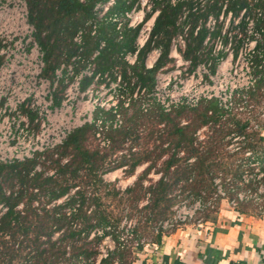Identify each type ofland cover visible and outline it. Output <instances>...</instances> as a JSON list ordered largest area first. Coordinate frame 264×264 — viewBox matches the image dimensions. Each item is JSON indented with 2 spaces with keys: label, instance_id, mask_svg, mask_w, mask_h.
<instances>
[{
  "label": "trees",
  "instance_id": "16d2710c",
  "mask_svg": "<svg viewBox=\"0 0 264 264\" xmlns=\"http://www.w3.org/2000/svg\"><path fill=\"white\" fill-rule=\"evenodd\" d=\"M135 1L117 0L116 9H127ZM151 1L153 9L159 13L150 42L154 40L155 46L161 48V54L151 69H146L143 63L150 42L141 50L133 66H128L120 57L122 51L132 49L137 29H124L122 38L118 39L112 25L102 24L97 35L91 36L89 30L83 35L85 57L97 48L100 40L106 42L94 62L96 71L106 73L118 67L128 85L134 80L135 85L148 91L153 87L156 72L169 62L170 42L183 33L184 25H189L184 58L190 60L193 67L211 60L210 46L203 44L208 32L204 22L214 12L216 4L223 0H216L213 4L207 2L205 7L195 10L198 0H175L174 4L171 0ZM227 3L234 13L249 6V0H227ZM26 4L29 21L35 30L34 38L44 53V75L51 77L54 69L77 51L73 36L91 18L92 1L26 0ZM258 6L264 11V2ZM260 24L264 27V20ZM60 92L61 89L57 94ZM263 92L264 78L260 77L248 95L253 101L256 96L263 97ZM193 111H198L196 116L181 125V118ZM121 113L123 125L106 133L110 140L106 148L99 147L93 126L84 125L72 131L53 150L23 162L0 164V204L6 207L0 215V264H96L100 244L106 237L112 240L114 247L107 250V256L101 258L99 264H133L143 245L133 246V241L129 240L123 244L120 240L122 217L115 216L110 205L103 202L104 197L99 191L106 190L110 184L103 182L102 175L120 166H127V174L133 175L139 165L148 163L126 189L124 205L140 212L132 229L133 239L140 240V226L149 224L151 232H155L149 244H159L166 231L156 227L171 215L178 184L182 183L180 188L184 193L193 196L204 193L209 197L214 192L213 178L218 174L225 178L232 172V167L222 168L215 144L224 142L232 130L245 132L247 126L246 122L238 120L237 114L221 110L215 100L201 101L193 108L179 106L170 112L162 111L157 105H150L147 111H143L140 102L135 101ZM144 120L151 125L146 137L153 143L152 147L124 155L116 163L108 161L125 142L134 144L142 138L137 127ZM203 126H209L211 131L204 142H198L196 130ZM257 135L254 133L257 141H261V136ZM251 136L247 135L248 138ZM246 147H252L251 143ZM65 158L67 161L63 163ZM40 164L42 168L35 170ZM158 164L159 167L154 169ZM48 169L53 172L49 174ZM152 169L160 176L144 186L143 179ZM238 171L233 174L236 179L241 174ZM224 188L229 190L226 185ZM105 194L116 196L118 192L112 187ZM145 197L147 203L140 206ZM60 199L63 200L58 203ZM212 212L206 210L198 217Z\"/></svg>",
  "mask_w": 264,
  "mask_h": 264
},
{
  "label": "built area",
  "instance_id": "2783aa9c",
  "mask_svg": "<svg viewBox=\"0 0 264 264\" xmlns=\"http://www.w3.org/2000/svg\"><path fill=\"white\" fill-rule=\"evenodd\" d=\"M90 1L92 16L73 36L77 51L48 77L44 75V53L34 38L26 0H0V164L23 162L53 150L72 131L84 125L93 126L99 147L106 148L110 144L106 133L123 125L121 110L129 108L135 101L140 102L143 111L150 105H157L162 111L170 112L179 106L193 108L201 101L215 100L226 113L246 115L242 121L247 123L245 132H232L226 137L231 142L228 145L231 152L242 151L243 156L238 161L241 174L238 179L216 175L214 192L209 197L204 193L193 196L177 189L171 215L160 221L156 229L168 232L188 222L200 223L198 215L214 210L218 202L228 199L229 194L232 195L228 199L231 207L246 202L261 205L264 150L256 151L246 146L250 140L248 134L262 136L264 130V106L259 109L257 119L251 118L255 105L248 95L257 80L264 78V27L260 24L264 20V11L258 6L264 0H249V6L238 13L229 9L227 0L219 1L204 22L208 32L203 44L210 46L211 60L195 67L183 56L189 29L188 24L184 25L183 33L172 38L169 62L156 72L149 91L135 85L134 80L129 86L118 67L106 73L96 71L94 62L106 42L100 40L97 48L85 57L83 35L87 30L91 36L97 35L102 24L112 25L118 39L122 38L124 29H137L132 49L120 53L122 60L133 66L141 50L150 42L159 10L153 9L151 0H136L124 10L116 9L117 0H78L80 3ZM215 1L198 0L194 10ZM174 2L171 0L172 4ZM200 25L195 28V33ZM160 54L161 48L152 40L145 53V68L151 69ZM59 89L61 92L57 94ZM196 136L199 141L203 140L200 131ZM35 170L39 171V166ZM224 185L229 187V192ZM5 211L6 207L0 204V215ZM127 226L130 228L126 223L120 225L123 244L129 240L133 241V246L144 245L141 239H133L132 223ZM105 240L112 242L109 237ZM113 247L114 244L103 251L100 248L96 264Z\"/></svg>",
  "mask_w": 264,
  "mask_h": 264
},
{
  "label": "crops",
  "instance_id": "0c3cea01",
  "mask_svg": "<svg viewBox=\"0 0 264 264\" xmlns=\"http://www.w3.org/2000/svg\"><path fill=\"white\" fill-rule=\"evenodd\" d=\"M261 138L251 136L249 143L264 150V130ZM228 199L199 216L200 223L188 222L163 233L159 244L144 245L133 264H264V198L261 205L236 207Z\"/></svg>",
  "mask_w": 264,
  "mask_h": 264
},
{
  "label": "rangeland",
  "instance_id": "374dc122",
  "mask_svg": "<svg viewBox=\"0 0 264 264\" xmlns=\"http://www.w3.org/2000/svg\"><path fill=\"white\" fill-rule=\"evenodd\" d=\"M262 101H263V97H261V96H256L255 98H253L252 103L255 105V111L253 113H251V118H254V119L258 118L259 109L261 108V106L262 107L264 106V105H262ZM197 112L198 111H193L191 113H188L187 115H184L180 120V124L185 125V124L189 123L190 120L196 116ZM237 118H238V120L243 121L246 118V115L240 114V115H237ZM139 124L140 125L137 127V130L140 132V135H142L141 136L142 138H140L138 141L134 142V144L131 141L125 142L124 145L122 146V148L120 150H118L117 153L110 156L108 161H110L111 163L112 162L116 163V162H119L120 158L124 155L128 156L131 153L137 152L138 150L140 152L141 150L143 151L145 149H150L152 147L153 143L151 142V140L150 141L148 140V137H146V134L151 129L150 123L148 121L144 120L142 122H139ZM198 131L201 132V136H203V140H201V141L204 142L207 139V135L210 133L211 129H209V126H203V127L196 130L195 136L197 135ZM232 131L234 133L240 134L237 131V129L232 130ZM252 137L256 139V136H254V134H252ZM197 141L199 142L198 139H197ZM91 143H90L92 145L91 147H93V142H91ZM234 143L236 144L237 142H234ZM229 144H231V142L227 141V139L225 138V141L222 143L220 142V145L215 144V151H216V153H218L219 161H221L223 164L222 168L227 169V166H228V168L232 167V172H231V174H228V176L229 177L231 176L234 178L235 177L233 175L234 172L238 171V170L240 171L238 161L241 160L243 155L240 154V153H242V151L241 152H231L232 150L228 149ZM252 145L254 146V147H252L253 150L254 149L255 150L257 149L256 151L260 150V149L258 150V148L256 147V146L260 147L257 144V142H253ZM55 157H56V155H55ZM66 161H67V158L63 159V163ZM230 161H231V163H230ZM48 163L49 162H46V165H48ZM147 165H148V163H143V164L139 165L136 168L135 173L133 175L127 174V166H120V167L102 175L103 182H105L106 184H110V186L106 190L99 191L104 197L103 202L106 205H108V204L110 205V209L112 210V212L114 213L115 216H121L122 217L120 223H122V224L126 223L127 228H130L129 226H127V224L129 225L130 223H132L131 229L133 228V224H135V222L139 220L140 212L129 207V205H127V204L124 205V202L126 200L125 199V191L128 187H130L133 184V182L136 180L137 176L141 175V172L143 171V169ZM158 167H159V164L154 169H157ZM39 168L40 169L42 168L41 164L39 165ZM154 169H152L149 172V174L147 175V177L145 179H143V185L144 186H148L150 184V181H156L159 178L160 173L154 172ZM46 171L49 173L53 172V170H51V169L50 170L48 169ZM112 187L118 192V194L116 196H114L112 194L106 195L105 193L107 192V190H110ZM178 187H182V183H179ZM178 189H180L183 192L182 188H178ZM176 191H177V189L174 191L175 196H176ZM146 196H148V195L146 194ZM146 203H147V197L143 198L140 201L139 205L142 206V205H145ZM143 219L144 218H142V220ZM143 225L144 224H142V226H140V230L142 233V237L140 239L142 242H144V245L146 246L147 244H149L150 241H152L155 232H151V228H149L150 227L149 224L146 225L145 227H143ZM112 245L113 244L110 240H105L104 242H102L100 244L99 249L103 248L102 249V251H103L107 247H112Z\"/></svg>",
  "mask_w": 264,
  "mask_h": 264
}]
</instances>
